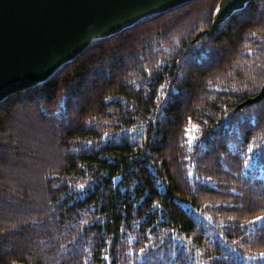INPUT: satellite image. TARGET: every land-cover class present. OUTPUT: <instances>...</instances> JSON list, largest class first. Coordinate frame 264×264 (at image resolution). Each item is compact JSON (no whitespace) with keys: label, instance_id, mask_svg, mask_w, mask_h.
I'll use <instances>...</instances> for the list:
<instances>
[{"label":"trees","instance_id":"trees-1","mask_svg":"<svg viewBox=\"0 0 264 264\" xmlns=\"http://www.w3.org/2000/svg\"><path fill=\"white\" fill-rule=\"evenodd\" d=\"M194 0L0 103V264H264V0Z\"/></svg>","mask_w":264,"mask_h":264},{"label":"water","instance_id":"water-1","mask_svg":"<svg viewBox=\"0 0 264 264\" xmlns=\"http://www.w3.org/2000/svg\"><path fill=\"white\" fill-rule=\"evenodd\" d=\"M194 0H0V103L51 79L91 46L92 40L114 36L147 16H155ZM252 0H222L209 30L212 36L234 13ZM146 10L133 21L102 28ZM118 23V24H116ZM264 100L258 96L241 107Z\"/></svg>","mask_w":264,"mask_h":264},{"label":"bare ground","instance_id":"bare-ground-1","mask_svg":"<svg viewBox=\"0 0 264 264\" xmlns=\"http://www.w3.org/2000/svg\"><path fill=\"white\" fill-rule=\"evenodd\" d=\"M145 12H146V10H143V11H141V12H138V13L134 14L132 17H130V18H125V19H123V20H112V21H110V22H107V23L105 24V26H103L102 28L113 29L114 27H110V26L114 24V23H113L114 21H118L121 25L127 24V23L133 21L134 19L138 18L139 16H141V15H142L143 13H145ZM116 24H118V23H116ZM91 42H92V41H91Z\"/></svg>","mask_w":264,"mask_h":264},{"label":"rangeland","instance_id":"rangeland-1","mask_svg":"<svg viewBox=\"0 0 264 264\" xmlns=\"http://www.w3.org/2000/svg\"><path fill=\"white\" fill-rule=\"evenodd\" d=\"M222 1V0H221ZM221 3V2H220ZM220 3H219V5H220ZM218 8H219V6H218ZM217 13V12H216ZM148 17H152V16H147V17H145V18H143V19H141L139 22H141V21H143V20H145V19H147ZM138 22V23H139ZM137 24V23H136ZM94 41V40H93ZM97 41V40H96ZM91 43H93V42H91Z\"/></svg>","mask_w":264,"mask_h":264},{"label":"snow or ice","instance_id":"snow-or-ice-1","mask_svg":"<svg viewBox=\"0 0 264 264\" xmlns=\"http://www.w3.org/2000/svg\"><path fill=\"white\" fill-rule=\"evenodd\" d=\"M260 219H264V218H260ZM261 256L264 257V253H261Z\"/></svg>","mask_w":264,"mask_h":264}]
</instances>
